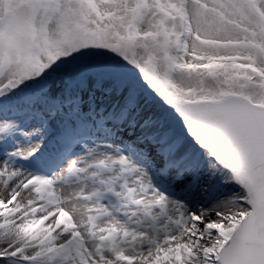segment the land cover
<instances>
[{
    "label": "snow or ice",
    "instance_id": "6c2138e0",
    "mask_svg": "<svg viewBox=\"0 0 264 264\" xmlns=\"http://www.w3.org/2000/svg\"><path fill=\"white\" fill-rule=\"evenodd\" d=\"M0 264H264V0H0Z\"/></svg>",
    "mask_w": 264,
    "mask_h": 264
}]
</instances>
